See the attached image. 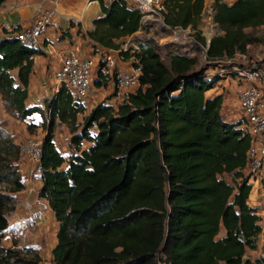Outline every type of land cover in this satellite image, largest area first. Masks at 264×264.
Segmentation results:
<instances>
[{
	"label": "trees",
	"instance_id": "obj_1",
	"mask_svg": "<svg viewBox=\"0 0 264 264\" xmlns=\"http://www.w3.org/2000/svg\"><path fill=\"white\" fill-rule=\"evenodd\" d=\"M162 4L170 28L195 26L200 18L202 0ZM100 11L107 35L130 34L140 25L138 11L121 1L100 5ZM213 21L221 33L206 44L207 60L246 53L263 42L244 29L264 24V0H214ZM16 30H4L8 36L0 38V96L23 120L42 113L40 106L24 103L33 57L42 50L22 45L10 35ZM195 39L204 43L198 34ZM133 55L140 63L138 85L115 106L96 103L79 125L76 115L85 107L64 86L45 104L48 126L36 169L38 196L57 222L50 264H157L158 256L168 264H264V256L254 263L242 260L262 231L256 207L247 203L250 137L239 121L220 114V94L205 96L216 79L193 69L195 56L171 52L164 63L150 44H140ZM55 119L73 131L79 127L68 157L52 141ZM81 142L89 145L81 148ZM10 149L19 153L17 145L0 142L5 155ZM1 162L0 182L9 188L0 192V239L7 203L23 188L15 166ZM21 251L0 245V264H39L36 255Z\"/></svg>",
	"mask_w": 264,
	"mask_h": 264
},
{
	"label": "built area",
	"instance_id": "obj_2",
	"mask_svg": "<svg viewBox=\"0 0 264 264\" xmlns=\"http://www.w3.org/2000/svg\"><path fill=\"white\" fill-rule=\"evenodd\" d=\"M116 1H121L127 7L138 11L140 14L138 33L140 34L147 33V30L158 29L160 31L170 29L175 33L188 28H170L164 24L161 16L162 0H88V2L98 3L99 7L100 5L110 6ZM57 13V5L54 0L53 6L50 8H39L30 24L14 31L13 36L24 46L40 49L42 39L46 36L49 27L53 25L54 16ZM157 20L161 22V26L156 23ZM130 45L129 47L124 43L116 49L104 50L96 57H82L74 51H67L60 57L58 66L53 71L56 91L59 86H64L70 93L72 100L84 106V102L88 99L92 89V71L96 67L97 79L101 82H110L113 92H115V98L120 102L126 97V94L135 90L140 75V63L133 55L138 52L139 45L137 42H132ZM45 47L47 53H50L52 46L46 44ZM182 47V53L187 57H192L191 52L197 50L201 45L197 42H191V52L184 49L185 46ZM125 53L129 55L127 58L129 64L126 69H120L116 63L124 60ZM205 62L208 66L204 68V75L207 78L214 77L216 79L214 85L220 80H231L236 87L235 96L240 114L237 120L239 121L238 128L250 137L244 172L247 175L250 191H252L255 186L264 181V58H254L246 55V53L236 52L230 57L214 60H207L205 57ZM39 145L40 141L26 138L18 145L19 153L22 157H27L36 163ZM4 184L6 183L0 182V187H3ZM29 191H32V188ZM43 220V212L35 211L32 215L14 222L11 228L12 233L18 238L19 236L23 237L29 228H36ZM12 247L19 249L20 246L12 244ZM156 263L168 264L159 256L156 258Z\"/></svg>",
	"mask_w": 264,
	"mask_h": 264
},
{
	"label": "rangeland",
	"instance_id": "obj_3",
	"mask_svg": "<svg viewBox=\"0 0 264 264\" xmlns=\"http://www.w3.org/2000/svg\"><path fill=\"white\" fill-rule=\"evenodd\" d=\"M87 3V2H86ZM85 3V6H86ZM211 14L207 15L205 12L206 9L200 13V18L195 26L188 27L186 30L181 32L173 33V30L165 29L164 31L158 30H147V33H137L132 40L126 41L127 46H131L132 42H137L140 44H150L153 48L157 50L161 59L164 63L168 62V53L171 52H180L182 53L183 47L191 52V42H197L201 45L197 50L191 52L196 57V64L193 67L194 70H198L201 68H206L208 64L205 62L206 57V43L209 38L214 35L221 33V30L211 19L213 17L212 7ZM205 18V19H204ZM157 24L159 22H156ZM212 26H211V24ZM216 28H215V26ZM161 26V25H159ZM215 28V31L214 29ZM244 32L247 35L255 36L260 38L262 43L251 44L247 47L246 55L254 58H264V24L257 27H247L244 29ZM199 35L203 37L204 43L199 42L195 39V35ZM154 38L155 43H150L148 38ZM157 42V43H156ZM124 44V43H123ZM128 55V54H127ZM123 57H126L124 55ZM129 64V63H128ZM97 68H93L92 71V87H96L95 82L98 77ZM51 70L47 72L49 76ZM44 85L51 91L48 96L40 98L38 101L39 105L42 108V113H34L23 120L17 119L13 110L6 105L1 99L0 96V130L5 133L1 134L0 142L9 141L15 145L21 144L26 138H33L37 141H41L43 135L45 134L46 127L48 126V111L45 108V104L49 101L55 92L52 91V88L48 84V81L44 83ZM114 91V90H113ZM95 93L96 91L91 89V93ZM112 92V91H111ZM92 93V94H93ZM98 96V94L96 95ZM100 96H98L99 98ZM36 100V97L31 96V103ZM99 102L98 99H93V102ZM105 102V101H103ZM28 103V102H27ZM31 103H28L27 106H31ZM106 104V102H105ZM117 103H114L112 106H115ZM33 105V104H32ZM37 105V104H36ZM83 113H78L76 115V123L80 125L83 117ZM78 125V126H79ZM79 132V127L76 130H71L69 124L67 122H61L57 119L53 121L52 124V141L54 146L57 148V151L63 157H68L72 154L73 148L71 145L70 138L75 133ZM88 146V143L81 142L80 147L85 148ZM0 158L3 159L1 162L4 165H12L15 166L18 176L21 182H28L26 185L23 183V188L18 193L12 194V201L7 203L5 208V215L7 218V228L4 231V235L0 239V245L3 247L13 248L12 244L19 245V249L22 254L25 256L36 255L39 258V264H50L51 263V249L56 244L55 233L57 230V222L55 219L51 220L52 215H49L51 218H46V221L43 220L36 228H29L25 232V236L19 238L12 233V225L16 220V212L19 209V216H23L26 218L29 215H32L33 212H48V205L40 202L38 196V184L35 180L38 177L39 172H36V163L29 160L27 157H22L20 153H16L13 155L12 149H10L9 154H4L0 151ZM2 161V160H1ZM20 161V163H19ZM226 177V176H225ZM229 180L228 177H226ZM27 180V181H26ZM7 182V181H6ZM9 183V182H8ZM9 188L8 184H4L3 187H0L2 193H7ZM32 188V191L29 189ZM25 201V202H24ZM264 205V203H263ZM262 205V206H263ZM17 207V209H15ZM260 216L259 225L262 228V231L258 234L256 241V248L254 250H246L245 254L242 257L243 261L249 260L254 263V261L258 258L264 256V212H258ZM44 214V213H43ZM45 218V216H44ZM22 219V218H21ZM13 220V221H12ZM17 221V220H16ZM9 223V225H8ZM9 226V227H8ZM41 228V230H40Z\"/></svg>",
	"mask_w": 264,
	"mask_h": 264
},
{
	"label": "crops",
	"instance_id": "obj_4",
	"mask_svg": "<svg viewBox=\"0 0 264 264\" xmlns=\"http://www.w3.org/2000/svg\"><path fill=\"white\" fill-rule=\"evenodd\" d=\"M53 1L54 0H2L0 3V38L8 36L3 33L4 30L11 32L14 28L20 29L28 26L39 8H50L53 6ZM223 1L230 5L234 0ZM86 2H88V0H55L58 13L55 14L53 25L49 27L46 36L42 39V49L40 48L42 54L33 57L29 82L27 85V98L24 101L25 105L31 103V96L36 97V100L32 99L34 102H32L31 105H39L38 101L41 100L40 98L48 96L51 91H48L49 89L44 85L47 81L52 88V91L56 92L53 71L58 66L60 57L67 51H74L82 57H96L104 50L118 48L123 43H126V41L132 40V38L138 33L139 27L130 34L119 36L107 35L106 26L102 21L104 14L100 11L99 4ZM210 7L214 8V0H202L201 13L206 9L205 12L207 15H210ZM125 8L127 10L131 9L126 5ZM190 26L191 25L188 24L186 27ZM215 28H213L214 31ZM13 34L14 32L10 33L11 36H13ZM46 44L52 46L50 53H47V50L45 49ZM128 63L127 59H124L122 61H117L116 65L120 69H126ZM49 70H51V73L48 76L47 72ZM15 73L16 69L10 70V74L14 77ZM92 89L93 91L95 90L96 95L98 94L100 97L98 98L95 93L92 92V94L90 92L88 99L84 102V113L98 103L95 101L93 102V99L95 98L98 99L99 102L105 101L106 104L110 105L119 102L116 100L113 87L108 81L101 82L100 86H93ZM235 91L236 87L233 81L220 80L205 92L206 97H213L219 94L222 96L220 114L226 121H237L239 119L240 114ZM28 182L23 183L26 185ZM35 182H37L39 187L40 181L38 177ZM18 192L19 191L16 193ZM39 200L45 205L47 204L46 200L42 198H39ZM247 203L250 206L256 207L258 215V212H264V181L260 182L258 186H255L254 190L249 192ZM15 209H17V207H15ZM19 209L22 208L19 207ZM19 209H17L18 212ZM18 212L15 214L16 220L23 218V216H19ZM43 213L45 221L47 217L51 218L49 215H52L53 217L50 209L48 212L45 211ZM52 219L54 220V218H51V220ZM16 220L14 222H16ZM222 234L223 230L221 229L218 236H221Z\"/></svg>",
	"mask_w": 264,
	"mask_h": 264
},
{
	"label": "water",
	"instance_id": "obj_5",
	"mask_svg": "<svg viewBox=\"0 0 264 264\" xmlns=\"http://www.w3.org/2000/svg\"><path fill=\"white\" fill-rule=\"evenodd\" d=\"M214 13V8H212V14ZM212 21H213V17H212V19H211ZM214 22V21H213ZM210 40V38L207 40V43L206 44H208V41ZM148 41L150 42V43H155V40H153L152 38H148Z\"/></svg>",
	"mask_w": 264,
	"mask_h": 264
},
{
	"label": "bare ground",
	"instance_id": "obj_6",
	"mask_svg": "<svg viewBox=\"0 0 264 264\" xmlns=\"http://www.w3.org/2000/svg\"><path fill=\"white\" fill-rule=\"evenodd\" d=\"M148 22L151 23L150 21H148ZM156 22H159L158 25H161V22L160 21L157 20Z\"/></svg>",
	"mask_w": 264,
	"mask_h": 264
}]
</instances>
